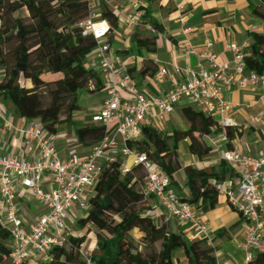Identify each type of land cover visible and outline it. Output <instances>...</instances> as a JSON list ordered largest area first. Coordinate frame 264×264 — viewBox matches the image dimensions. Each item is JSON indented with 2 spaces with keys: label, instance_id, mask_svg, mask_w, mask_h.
<instances>
[{
  "label": "trees",
  "instance_id": "16d2710c",
  "mask_svg": "<svg viewBox=\"0 0 264 264\" xmlns=\"http://www.w3.org/2000/svg\"><path fill=\"white\" fill-rule=\"evenodd\" d=\"M27 13L28 23L16 16L20 11ZM250 14L264 20V0L259 6L251 7ZM87 16V6L80 0H0V98L13 105L19 117L39 120L43 127L54 134L58 126L68 124L73 128L77 142L94 146L105 137L104 127L91 123L84 126L73 121L79 111L78 93H97L102 89L96 71L85 67L87 56L96 42L92 37H82L78 24ZM112 32L117 26V16L106 6L100 12ZM148 24L156 34L135 31L130 42L148 54L157 51V34L162 27L153 19ZM253 44L244 57L246 69L256 73L264 70V34H251ZM110 41V40H109ZM132 74V69L128 70ZM157 67L147 61L139 70L140 76L154 77ZM46 74H60L56 81L45 82ZM23 79L31 84L22 87ZM92 84V89L89 86ZM178 115L186 124L185 131L173 135H162L154 127L141 126L140 137L127 143L134 151L145 154L170 178L183 171L186 177L188 198H180L201 213L217 207L218 193L214 183L223 182L226 167L224 161L219 170L182 167L178 161L175 143L189 140L188 151L198 160L205 159L211 152L203 138L221 134L226 138V149L240 136L237 130L219 127L210 116L202 114L192 105L178 109ZM170 141L174 145H170ZM121 162L105 165L96 181L89 199L85 217L76 221V227L88 225L96 230L95 249L88 264H174L182 254L186 264H217L216 247L206 239L188 240L170 230L167 221L156 222L147 214L149 207L141 194L144 173L137 167L131 172L120 174ZM143 173V174H142ZM264 220V208L262 210ZM139 229L142 236L138 242L132 231ZM225 236V230L216 231L215 238ZM7 241L10 235L0 229V264H11ZM85 237L71 236L64 247H54L45 261L39 264H87L81 259L80 248ZM21 264H29L23 262ZM249 264H264V242Z\"/></svg>",
  "mask_w": 264,
  "mask_h": 264
},
{
  "label": "built area",
  "instance_id": "2783aa9c",
  "mask_svg": "<svg viewBox=\"0 0 264 264\" xmlns=\"http://www.w3.org/2000/svg\"><path fill=\"white\" fill-rule=\"evenodd\" d=\"M80 1L87 6V16L78 24L81 36L92 37L96 42L86 59L91 60L92 66L100 74L106 93L92 123L104 127L106 135L87 156L71 153L67 158H61L53 144V134L39 120H32L28 126L17 130L22 137L36 143L38 157L29 161L0 154V229L10 235L6 259L11 264L43 262L52 248L66 246L69 238L74 236L68 224L71 214L76 210L88 211L89 199L102 168L117 161L121 162V175L137 167L142 170V197L144 200H154L163 210L167 222L190 226L210 244L209 227L202 220L201 212L180 199L172 189L170 178L157 164L145 154L130 149L127 143L140 137L144 120L152 118L161 123L183 102L212 117L219 127H231L227 115L233 106L225 100L222 90L232 87L258 88L264 106V70L256 73L246 69L245 48L233 42L226 45V50L231 53L228 62L217 60L210 40L204 42L201 52H195L188 36L189 30L185 29V39L180 44L182 53L186 58L196 56L209 66L176 67L174 73L182 75L183 80L163 88L156 96H148L138 88L128 69L111 59L110 27L100 18L96 4L98 0ZM113 12L129 25H139L140 12L125 14L117 7L113 8ZM179 22H183L182 17ZM146 29L156 34L151 26ZM167 74V66H158L155 82L161 84ZM122 93L129 98L122 97ZM260 122L264 142V109ZM112 124L114 136L111 137L109 131ZM115 137L120 139V143L115 141ZM223 140L226 141L224 136ZM222 161L240 168L236 188L225 182L214 183V187L218 199H223L247 223L246 235L239 246L245 264H249L264 242V152L253 157L227 150L222 154ZM45 184L48 185L47 189ZM16 187L28 191L30 197L46 211L27 228L16 204Z\"/></svg>",
  "mask_w": 264,
  "mask_h": 264
},
{
  "label": "crops",
  "instance_id": "0c3cea01",
  "mask_svg": "<svg viewBox=\"0 0 264 264\" xmlns=\"http://www.w3.org/2000/svg\"><path fill=\"white\" fill-rule=\"evenodd\" d=\"M97 11L101 12L103 6H106L113 12V8H119L123 13L130 14L140 12L141 18L139 25L133 27L126 23L122 18L117 17L116 28L109 33V43L111 45L110 57L118 65L123 64L128 70L132 69L131 76L135 80L138 88L148 96H156L165 87H170L172 83L183 80L182 75L174 73L176 67H196L202 64L208 67V63L196 56L186 58L182 53L180 44L184 41L183 31L188 29V36L191 46L195 52L199 53L204 48V42L210 40L213 43V51L219 62H228L231 59V53L226 50V45L230 42L245 48V53L253 44L251 34H264V20L253 17L250 14L251 7L259 6L261 0H98ZM114 13V12H113ZM183 22H179L180 18ZM155 20L161 27L162 32L157 34L155 54H148L143 50L137 49L131 42L130 37L135 31H147L148 20ZM148 34H151L147 31ZM151 61L156 67L160 65L167 66L168 74L161 84L155 82L154 77L140 76L139 70L143 64ZM90 59L85 60V67L92 68ZM93 70L96 69L93 67ZM98 73V71H96ZM100 80L101 76L98 73ZM3 74L0 70V78ZM102 84V80H101ZM30 88V85H26ZM92 89V84L89 86ZM84 92L78 93L79 111L73 114V121L84 126L92 123V118L99 112L102 101L106 93L102 84V89L95 93L99 101L92 103L84 99ZM223 96L227 102L232 104L233 108L227 117L231 120V129L237 130L240 136L231 142V150L245 153L257 157L264 152L263 135L261 132V114L264 106L260 99L258 88H237L232 87L222 90ZM122 97L129 98L122 93ZM81 103L88 105L83 107ZM96 104V105H94ZM189 106L183 102L176 106L172 115L166 116L165 120L158 123L155 119L147 118L143 125L154 127L162 135H173L176 131H185L186 124L178 115V109ZM198 111L196 107L193 106ZM91 109V110H89ZM83 114L85 122L80 123V117ZM32 120L19 117L17 111L11 103L4 102L0 98V154L14 158H25L32 161L38 157L36 143L22 137L17 130L28 126ZM114 124L111 125L109 136H114ZM115 141L120 143V139L115 137ZM204 143L211 148L210 154L203 160H198L188 151L189 140H183L170 145L175 146L178 161L182 167L190 166L196 169L219 170L222 162V154L227 151L223 140V135H211L203 138ZM53 144L61 158H67L71 153H77L80 157L87 156L93 146H84L77 142L73 128L68 124L58 126L53 134ZM182 146V147H181ZM181 156L183 161H181ZM221 173H225L223 182L236 188L239 182L238 166H230L227 163ZM186 177L183 171L173 175L172 189L180 198H188V188L186 186ZM262 185L264 187V173ZM45 188L48 185L45 184ZM34 201L28 191L16 187V204L19 208V215L23 219V206L26 203ZM45 208L41 205L35 215L37 219L44 214ZM147 214L161 218L159 223L166 221L165 214L161 208L152 207L147 210ZM86 213L84 214L85 217ZM163 217V218H162ZM83 218V217H82ZM201 218L208 227V238L210 244L216 247L215 258L217 264H245L244 254L240 249V243L243 241L248 226L243 218L231 210L226 202L219 198L217 207L207 213H201ZM24 221V219H23ZM25 228L31 223L24 221ZM170 230L173 233L182 234L188 240L205 239L201 234L195 233L190 226H180L173 221L168 222ZM224 229L225 236L215 238L216 231ZM174 264H186L182 254H178Z\"/></svg>",
  "mask_w": 264,
  "mask_h": 264
},
{
  "label": "rangeland",
  "instance_id": "374dc122",
  "mask_svg": "<svg viewBox=\"0 0 264 264\" xmlns=\"http://www.w3.org/2000/svg\"><path fill=\"white\" fill-rule=\"evenodd\" d=\"M16 16L19 17L20 19H22V21L24 23L29 22L28 18H27V13L24 10L17 13ZM145 33H147V31ZM60 77H61L60 74H46V75L42 76V79L45 82H51V81H56ZM1 80H2V78H0V81ZM19 84L22 87H26L27 84L31 86V84L29 82H27L23 79H21L19 81ZM83 97L88 102L91 101L92 103H95V102L99 101V99L97 98V95L95 93L84 92ZM85 104H87V103H81V105H83V107L86 106L88 108L89 106L85 105ZM94 105H96V104H94ZM89 110H91V109H89ZM83 116H84L83 114L77 115V117H80V123L85 122V120H83V118H82ZM181 161H183L182 156H181ZM146 203L149 207V210L152 207H154L156 209L159 208L154 200H151V199L147 200ZM40 206L41 205L38 204L36 201H30V203L24 204V206L22 207L23 208V219L26 223L32 224L35 221V215L39 211ZM84 214L85 213L82 211H78V210L74 211L71 214V217L68 221V224L70 226L72 235H74L75 237H85V242L80 248V256H81V259L86 261V263L88 264V259L91 255V253L93 252V250L95 249V243H96L95 236H96L97 230L91 225H88L83 229L76 227V224H75L76 221L78 219L84 217ZM143 216L144 217L148 216L150 219H152L153 221H156V222H158L159 219H161V218L158 219V217H155V216H150L148 214H143ZM161 221L163 222V219ZM131 234H132V237L134 238V240L136 242H138L142 236L141 231L137 228L134 229ZM7 245L9 246V241H7ZM39 263L40 262H36V261L29 262V264H39Z\"/></svg>",
  "mask_w": 264,
  "mask_h": 264
}]
</instances>
